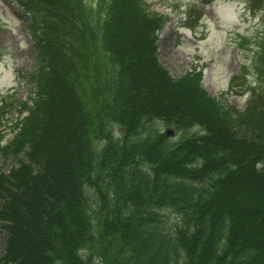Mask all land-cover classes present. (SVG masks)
Wrapping results in <instances>:
<instances>
[{"label":"trees","instance_id":"16d2710c","mask_svg":"<svg viewBox=\"0 0 264 264\" xmlns=\"http://www.w3.org/2000/svg\"><path fill=\"white\" fill-rule=\"evenodd\" d=\"M12 1L36 66L0 142L17 160L0 169V264H264V38L241 109L200 70L170 74L145 0Z\"/></svg>","mask_w":264,"mask_h":264},{"label":"rangeland","instance_id":"374dc122","mask_svg":"<svg viewBox=\"0 0 264 264\" xmlns=\"http://www.w3.org/2000/svg\"><path fill=\"white\" fill-rule=\"evenodd\" d=\"M95 6L97 0H84ZM149 11L164 16L158 31L160 62L171 75L178 77L195 69L202 71V85L212 96L237 108H243L249 98V85L262 87L257 79L256 56L259 42L264 38V10L252 0H145ZM255 3V4H254ZM12 0H0V103L8 104L0 110V142L8 141L14 132L11 122L16 117V99L28 97L31 85L26 80L36 66L34 49L28 29V16ZM242 66V68H240ZM239 69H241L239 71ZM238 71L244 79H230ZM237 73V76H238ZM236 76V77H237ZM164 131L173 128L168 138L174 141L185 130L174 125L156 124ZM198 127L187 129L193 133ZM95 141L97 146L99 143ZM96 148V147H95ZM98 149V148H97ZM17 164L14 158L0 161V169L7 171ZM89 201L96 196L87 192ZM161 223L172 228L175 215L160 210ZM164 225V224H163ZM6 233L0 227V253ZM99 264L98 259L93 261Z\"/></svg>","mask_w":264,"mask_h":264},{"label":"water","instance_id":"95a60500","mask_svg":"<svg viewBox=\"0 0 264 264\" xmlns=\"http://www.w3.org/2000/svg\"><path fill=\"white\" fill-rule=\"evenodd\" d=\"M165 133L169 136V135H172V133H173V129H171V128H166L165 129Z\"/></svg>","mask_w":264,"mask_h":264}]
</instances>
